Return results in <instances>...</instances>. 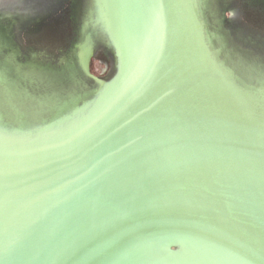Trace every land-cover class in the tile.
<instances>
[{
	"label": "water",
	"instance_id": "water-1",
	"mask_svg": "<svg viewBox=\"0 0 264 264\" xmlns=\"http://www.w3.org/2000/svg\"><path fill=\"white\" fill-rule=\"evenodd\" d=\"M0 264H264V0H0Z\"/></svg>",
	"mask_w": 264,
	"mask_h": 264
}]
</instances>
